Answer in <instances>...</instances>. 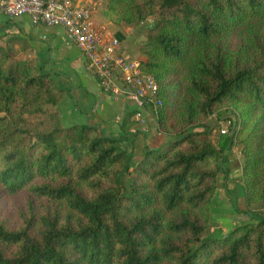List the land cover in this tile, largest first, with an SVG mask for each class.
Masks as SVG:
<instances>
[{
  "label": "trees",
  "instance_id": "trees-1",
  "mask_svg": "<svg viewBox=\"0 0 264 264\" xmlns=\"http://www.w3.org/2000/svg\"><path fill=\"white\" fill-rule=\"evenodd\" d=\"M106 10L128 25L153 20L141 66L171 140L136 161L93 125L64 127L65 90L0 48V190L26 195L14 222L0 208V264H264V213L252 209L264 207V0H108ZM223 105L238 122L214 142L205 121ZM30 116L48 124L33 129ZM234 144L245 207L224 187L247 219L206 234Z\"/></svg>",
  "mask_w": 264,
  "mask_h": 264
},
{
  "label": "crops",
  "instance_id": "crops-1",
  "mask_svg": "<svg viewBox=\"0 0 264 264\" xmlns=\"http://www.w3.org/2000/svg\"><path fill=\"white\" fill-rule=\"evenodd\" d=\"M106 11V5L98 9L97 24L106 26L115 35L121 34V51L135 58L127 39L132 33L131 26L110 20ZM0 48L10 50L15 59L33 61L40 71L50 72L57 84L65 90L57 106L64 127L76 123L93 125L99 134L119 138L122 147L132 153L136 161L145 154L148 147L161 148L171 140L170 135L158 131L153 116H149L150 130L147 133L137 125L132 115L135 110L143 107L138 99L116 98L102 90L89 61L78 46L67 42L62 27L34 25L29 15L9 19L0 10ZM139 58L143 61L146 59L141 54ZM225 163L228 161L225 160ZM240 186L236 184L230 190L244 208ZM220 189L224 191V184L222 188L218 187L215 196L217 201L212 205L213 213L217 220L224 222L230 219L231 230L247 218L244 213L236 212L226 191L220 192Z\"/></svg>",
  "mask_w": 264,
  "mask_h": 264
},
{
  "label": "built area",
  "instance_id": "built-area-1",
  "mask_svg": "<svg viewBox=\"0 0 264 264\" xmlns=\"http://www.w3.org/2000/svg\"><path fill=\"white\" fill-rule=\"evenodd\" d=\"M107 1L0 0V10L9 19L29 15L34 25L62 27L67 42L78 46L89 61L104 92L116 98H136L142 103L132 118L147 133L149 116L157 118L162 105L159 85L154 75L143 71V60L121 51V39L97 24L96 13Z\"/></svg>",
  "mask_w": 264,
  "mask_h": 264
},
{
  "label": "rangeland",
  "instance_id": "rangeland-1",
  "mask_svg": "<svg viewBox=\"0 0 264 264\" xmlns=\"http://www.w3.org/2000/svg\"><path fill=\"white\" fill-rule=\"evenodd\" d=\"M108 18L116 23L119 22L117 20L119 18L114 14H109ZM152 22H153L152 19H148L146 22L140 25H130L131 26L130 32L132 33L127 39L129 43L128 45L132 47L133 56L135 58H139L141 54L140 47L142 43L146 40L147 30H148L147 26ZM39 117L40 116H36V117L30 116V124L33 127V129H38L37 126L39 127L40 123L44 122L45 125L48 124L47 118L45 117L39 118ZM237 119H238L237 115L233 113V110L228 105H223L221 108L217 109L213 114H211L205 122L207 124L212 125L211 138L213 139V141L214 142L218 141L220 134L224 133L223 130H226L225 133L229 134L231 132V128L236 126V123L238 122ZM156 122H157V118H156ZM143 156L139 157V160H141ZM224 158L226 161H228V163L227 164L225 162L223 163L224 169L219 173L215 196L218 194V187L222 188L225 182L227 183L229 189L232 188V186H235L236 184L237 185L242 184L241 174H242V168L245 157L243 155L241 146L239 144H234L229 150L225 152ZM224 170H227L229 173L227 171L225 172ZM225 189L226 187H224L223 189L224 191L220 189V192H225ZM215 196L212 205H214V203L217 201V200L215 201ZM25 199H26V195L24 193L10 194L0 190V208L2 214L5 217H8L11 222H14L16 219L17 209L20 206L24 205ZM238 206H239L238 208H243L244 205L238 204ZM252 209L259 210L264 213V207H262L259 204L253 205ZM222 222H223L222 220L216 219L215 213H213V208L211 206V216H210L211 229H208L209 231L206 234L210 233V234L222 235L223 233H225L224 231L229 232L228 231L229 228L232 227V225L229 224L230 219L224 221L223 223Z\"/></svg>",
  "mask_w": 264,
  "mask_h": 264
}]
</instances>
